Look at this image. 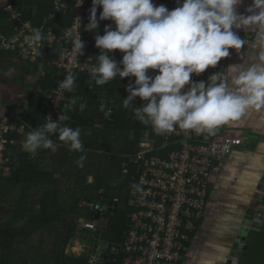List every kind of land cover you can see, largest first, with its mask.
Segmentation results:
<instances>
[{"label":"clouds","instance_id":"9594fccd","mask_svg":"<svg viewBox=\"0 0 264 264\" xmlns=\"http://www.w3.org/2000/svg\"><path fill=\"white\" fill-rule=\"evenodd\" d=\"M243 3L244 0H183L169 10L155 5L153 0H91L89 22L83 24V31L98 33L100 21L112 22L105 25L103 35L94 37L95 47L101 52L95 57L96 65L90 68L91 79L105 85L117 77H134L125 89L128 96L123 99V107L133 106L139 97L143 103L133 107L134 116L157 135L177 128L212 135L249 112L264 116V0H251L242 13L239 6ZM98 6L102 9L99 18ZM237 30L252 33L253 47L258 49L254 60L229 64L222 72L212 73L207 81H192L193 74L216 68L221 60L230 57V49L240 55L248 42ZM80 33L71 40L73 62L84 53ZM24 39L33 56H39L40 29H31ZM114 50L122 53L119 64L112 58ZM149 69L157 74L149 75ZM74 83L70 73L60 88L71 91ZM53 134L70 151L83 150L81 130L61 126L59 117L53 120L49 116L42 127L27 133L22 147L33 153L38 149L54 152L56 146L50 139ZM84 159L80 157L78 166L83 167ZM132 187L139 190L138 185Z\"/></svg>","mask_w":264,"mask_h":264},{"label":"built area","instance_id":"2783aa9c","mask_svg":"<svg viewBox=\"0 0 264 264\" xmlns=\"http://www.w3.org/2000/svg\"><path fill=\"white\" fill-rule=\"evenodd\" d=\"M183 0H153L157 6L164 5L173 10ZM71 0V7L65 0H55V9L45 18L42 24L33 25L25 22L16 27L10 38L0 37L1 49L15 51L22 49L21 58L35 62L32 49L25 42V36L31 34V29L38 28L42 33L40 49L47 44L59 43L60 55L55 60H48V67H55L63 76L54 93L49 97L47 108L48 116L56 120L60 118L61 126L72 122L70 105H75L67 98L68 90L60 88V83L70 73L75 80L84 76L87 83H96L91 79L90 68L96 65V56L101 50L95 47V35H103L105 25L111 21H100L98 33L83 31V24H87L91 0ZM102 11L98 6L97 18ZM0 13L9 14L12 21H19L21 13L13 6L10 0H0ZM63 17V21L70 20V25L61 30L60 35L48 28L49 20ZM80 18V19H77ZM59 22V21H58ZM114 28L115 25H112ZM84 42V53L76 62L71 58V40L79 33ZM248 42L241 52H256L253 47L252 36L244 37ZM39 49V50H40ZM230 52H235L231 50ZM112 58L119 64L122 53L114 50ZM225 58L216 68H208L199 75L193 74L192 81H207L215 71L226 69ZM149 75L157 73L151 69ZM134 77L115 78L107 84L121 83L126 87L134 82ZM94 85V87H95ZM187 85L185 90H187ZM127 93V92H126ZM128 94V93H127ZM111 103V102H110ZM109 103V104H110ZM134 107H141L142 101L137 97L133 101ZM108 105V103H107ZM113 115V109L108 108L104 113L105 121ZM133 119L139 123L133 113ZM142 136L138 142V152L130 157V167L122 169L124 177L131 176L137 180L139 190L135 189L131 203V213L128 215L127 230L119 251L121 256L118 264H183L190 252V244L195 241L201 223L206 217V210L211 189V175L239 148L245 145V139L231 132L221 134L197 135L190 131L180 130L164 135H157L150 126L144 125ZM25 124H18L3 118L0 124V179L11 176V161L8 155L7 136L16 134L22 137L18 144L22 147L25 136L30 132ZM15 142H13L14 144ZM17 144V145H18ZM23 148V147H22ZM134 176V177H133ZM81 220L83 230L97 231L96 220ZM71 247V246H70ZM73 250V249H72ZM95 260V256L91 255Z\"/></svg>","mask_w":264,"mask_h":264},{"label":"trees","instance_id":"16d2710c","mask_svg":"<svg viewBox=\"0 0 264 264\" xmlns=\"http://www.w3.org/2000/svg\"><path fill=\"white\" fill-rule=\"evenodd\" d=\"M10 2L21 13V18L19 21H12L9 14L0 13V37L4 38H10L15 28L25 22H30L33 25L42 24L55 9V0H10ZM65 2L68 7H71V0H65ZM54 21L49 20L48 28H53V33L57 36L60 35L62 29L70 25V20L63 21V17L57 19V26L54 25ZM39 51L41 54L37 56L34 65L30 64L32 62L29 60L23 62L28 64L27 68L34 70V72L40 64L57 59L61 50L59 43L55 42L51 46L44 44ZM21 53L20 47H17L15 51L0 48L1 58L8 59L14 54L21 56ZM62 78L63 76L55 67H48L46 75L37 79L33 84L29 109L23 116L22 122H17L18 124H25L28 128L30 127L29 130L31 131L45 124L48 113V109L45 110V107ZM98 86L104 87V85L97 84L94 87L91 83L86 82L84 76H79L75 80L73 89L67 95L69 100H75L76 107L70 115L71 118L74 117L75 121L73 128L81 130L80 139L85 146L84 148L89 149L90 146H93L91 137L88 135L90 131L96 132L107 126L116 128L120 133L133 132L134 140H128L123 134L119 135L118 139L124 144V150H122L124 155H136L142 129L145 126L133 119L134 104L127 109L124 108L123 99L127 98L128 94L123 85L121 83L108 84L109 92L114 93V99L113 104L104 106L112 108L113 115L102 122V128H98L100 122L94 120V113L91 110L92 106L96 105V99L91 102V107H87L86 103L91 93H94ZM82 100H86L84 105L81 104ZM67 125L70 126V123ZM7 139L9 140L7 148L11 150V154L8 155L11 161V176L0 179V207L7 197H12L11 206L13 209L12 213L0 221V264H91V250L87 249L90 252L89 256H74L67 253V248L78 238L83 242H88L82 236L87 232L94 231L83 230L80 227L81 220H90L96 217L95 213L92 212L91 205L95 203L102 190L110 192L113 185L111 180L110 182L107 181L106 174L99 166L91 169L88 155L84 151L82 152V156L85 157L84 166L77 171L72 183L66 188V193L60 197L55 190H40L38 200L34 203L32 199H28V192L33 185L40 184L36 180L37 176H42L41 169L31 161L28 153L22 151V147L18 144L22 139L21 136L10 134ZM13 142L15 143L13 144ZM123 162L125 167H130L129 160L124 158ZM122 181L123 186L121 187L127 188L129 191L127 194L133 196L135 189L132 185H137V180H133L131 174V176L122 177ZM15 192L19 199H17L16 194L14 195ZM95 193H97L96 197ZM130 213L131 209H128L118 221L111 224L112 230L115 231L114 234L105 231L106 233L100 236L95 232L96 240L99 241L102 238L104 242H113L117 247H120L127 230ZM31 242L40 243L33 248ZM247 244L249 246L248 252L241 257L239 264H263L264 225L260 229H253L250 232ZM33 249L37 257L30 260L27 258V253ZM44 250H48V252L43 254ZM109 264H113V262Z\"/></svg>","mask_w":264,"mask_h":264},{"label":"crops","instance_id":"0c3cea01","mask_svg":"<svg viewBox=\"0 0 264 264\" xmlns=\"http://www.w3.org/2000/svg\"><path fill=\"white\" fill-rule=\"evenodd\" d=\"M250 3L251 0H244V3L239 6V11L243 13ZM237 31L241 38L252 35V33ZM254 53L241 52L238 56L232 52V55L226 60V68L229 64L240 63L241 60L245 63L252 62ZM25 61L27 59L21 58L17 54L8 59L0 56V124L4 117L15 122H22L23 116L29 109L33 84L47 73L48 66L46 63L40 64L34 72V70L27 68L28 64L23 63ZM30 64L34 65V62ZM96 88L102 89L104 87ZM224 132H231L244 138L245 145L212 173L206 217L200 225L195 241L190 244V252L183 264H225L235 242L239 239L241 223L246 215L250 213L258 215L264 209V116L260 113L249 112L241 120L220 127L214 134ZM54 135L50 136L56 146L54 152L51 149H42L43 151L40 153L39 150L34 152L36 154L34 157L30 154L32 152L22 148L24 153L29 154L31 161L40 167L42 173V176H37L36 180L40 184L33 185L28 192V199H32L34 203L38 200L40 190H55L62 197L66 193L68 185L77 175V171L83 168L77 164L79 157L82 156V152L89 150L83 146L82 151H70L69 147ZM120 159L122 160L121 175L122 169L127 167L123 162L124 158ZM120 175L117 176L122 179L124 176ZM257 176L260 177L259 180L255 179ZM15 194L19 199L18 194L16 192ZM29 205L31 206L30 203ZM102 220L104 224L100 227L99 223L97 230L100 236L106 233L107 226V219ZM253 228L259 229L255 226ZM100 240L104 242L102 238ZM31 243L32 247L35 248L40 242ZM80 245L83 247L82 244ZM116 249L120 259V247ZM47 252L48 250H44L43 254ZM72 255L83 256L82 254ZM91 255L95 256V260L92 259ZM35 257L37 256L34 249L27 253V258L30 260ZM98 257L97 254L94 255V252H91V264H96ZM118 258L117 262H119Z\"/></svg>","mask_w":264,"mask_h":264},{"label":"rangeland","instance_id":"374dc122","mask_svg":"<svg viewBox=\"0 0 264 264\" xmlns=\"http://www.w3.org/2000/svg\"><path fill=\"white\" fill-rule=\"evenodd\" d=\"M111 95H112V98L114 99V93H112ZM4 118L8 119V117H4ZM102 127H103L102 123H99L98 128H102ZM93 131L94 130L90 131V133L88 134L91 137L93 146H90L89 150L85 151V154L88 155L87 158H88L89 164L91 165V169L99 166L102 169L103 173L106 174L107 181L110 182L111 180L113 185L111 187L110 194L112 195L113 198H115L117 194L120 192L122 188L121 186H123V181L121 177L117 176V175H120V165L122 162L120 158H125L126 160H129V161L131 160L128 154L124 155L122 151L124 150V144L120 142V139H118V136L123 134L128 140L131 141V140H134V133L133 132L132 133L131 132L120 133L117 131L116 128H110L107 126L103 127L100 130H97L96 132H93ZM38 150L37 151L39 153L43 151L42 149H38ZM30 154L34 155L35 153L32 152ZM9 170L10 168L6 171L5 175L9 176L10 174L8 173ZM96 194L97 193H95V197H96ZM96 200H98V197L96 198ZM12 203H13L12 197H7V199L1 203L2 208L0 207V221H3L6 215L12 213V209H13V207L11 206ZM84 205H87V204H84ZM99 223H100V227H102L104 224V221L101 220ZM96 233L99 234L98 231ZM96 233L87 232L86 234L82 236L83 238H86L85 240H87L88 242H83L79 238L73 241L75 243L70 244L71 247L68 248V253L69 254L70 253L79 254V255L82 254L84 256L85 255L89 256L90 252L87 251V249H89L91 250L92 253L96 251L97 255L101 257L100 254L102 253L103 245L101 244L102 242L101 240L99 241L98 239L96 240L97 237L94 236L96 235ZM80 244H82L83 247Z\"/></svg>","mask_w":264,"mask_h":264},{"label":"flooded vegetation","instance_id":"af4514ba","mask_svg":"<svg viewBox=\"0 0 264 264\" xmlns=\"http://www.w3.org/2000/svg\"><path fill=\"white\" fill-rule=\"evenodd\" d=\"M108 87L104 85V88H96L97 90H95V94L98 92H103V93H108L109 97H108V105L113 104V98H112V93H110L108 91ZM93 101V100H92ZM91 101V102H92ZM96 101V105H93L92 108H98L100 110V113L103 116V122L105 121L104 118V113L105 111L109 108V106H103L101 107L100 105H97V100ZM92 105V104H91ZM102 190L100 192V195L98 197V200L95 201L94 204L91 205L92 207V212L95 213L96 217L94 219H96L98 216L97 214L101 211L102 215L101 217H106L107 219V226H106V232L114 234L115 231L112 230L111 224H113L115 221H118L120 216L126 212L128 209H131V203H132V195L127 194V188L123 189L121 188L120 192L117 194V196L115 198L112 197V195L110 194V192ZM103 207L104 210H100L99 208ZM103 218H101L99 221H101ZM102 241V240H101ZM101 244L103 245V247L105 248L104 250H102V253L100 254L101 257L100 258H104L106 260L107 263H112L113 264H117V260H116V252H117V246L115 243L113 242H101ZM102 247V249H103ZM119 259V258H118ZM102 260V259H101Z\"/></svg>","mask_w":264,"mask_h":264},{"label":"water","instance_id":"95a60500","mask_svg":"<svg viewBox=\"0 0 264 264\" xmlns=\"http://www.w3.org/2000/svg\"><path fill=\"white\" fill-rule=\"evenodd\" d=\"M92 85H95L94 83H92ZM106 86H108L106 84ZM93 99L97 100L98 105L100 106H104L107 105V99H108V93H103V92H98V93H91V96L88 98L87 102L86 100H82V105H84V103H87V107H91V101ZM72 102L74 103L75 100L72 99ZM75 105V103H74ZM47 106L45 107V110H47ZM74 108L73 105H70V113L72 114ZM92 113H94V120L101 122L103 121V116L100 113V109L98 108H91ZM75 125V121H74V117H72V122L70 123V126L73 127ZM263 202H264V198H263ZM84 206V205H83ZM264 206V203H263ZM100 210H104L103 207L99 208ZM102 212L100 211L97 214V218H96V227H98L99 224V220L101 218L106 219V217H101ZM86 220H84L83 222H85ZM264 225V209L260 211V214L258 215H254V214H247L246 217L244 218V221L241 223V228H240V232H239V239L235 242L233 249L230 253V256L228 257L227 261L225 262V264H239V261L241 259L242 256L246 255V253L248 252L249 246L247 244V240L249 237L250 232L254 229L253 226L257 227V228H261ZM105 248L103 247L102 250H104ZM97 254L96 251H94V255ZM116 260L119 256V253L116 252ZM264 258V256H262ZM102 259V260H101ZM96 264H105L106 260L104 258H100L98 257L96 262ZM264 264V263H263Z\"/></svg>","mask_w":264,"mask_h":264},{"label":"snow or ice","instance_id":"6c2138e0","mask_svg":"<svg viewBox=\"0 0 264 264\" xmlns=\"http://www.w3.org/2000/svg\"><path fill=\"white\" fill-rule=\"evenodd\" d=\"M259 178H260V177H259V176H257L255 179H256V180H259Z\"/></svg>","mask_w":264,"mask_h":264}]
</instances>
